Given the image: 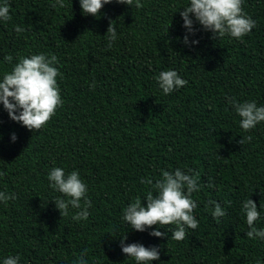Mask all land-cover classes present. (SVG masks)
I'll return each mask as SVG.
<instances>
[{"label":"trees","instance_id":"1","mask_svg":"<svg viewBox=\"0 0 264 264\" xmlns=\"http://www.w3.org/2000/svg\"><path fill=\"white\" fill-rule=\"evenodd\" d=\"M53 2L0 0L11 16L0 20V80L21 56L54 54L63 100L33 132L0 104V192L16 197L0 202V264L10 255L18 264H74L84 249L88 264H136L121 251L123 235L125 244L159 246L150 264H264V240L247 237L241 211L252 199L264 228V122L245 132L229 103L264 106V0H243L256 26L241 39H213L198 23L187 33L179 13L189 0H140L139 9L113 0L99 17L82 14L79 0L55 9ZM110 20L117 38L108 47ZM186 34L198 43L185 44ZM165 70L187 85L163 94L156 77ZM54 167L76 170L86 183L87 220L72 219L80 209L60 216L52 200L62 194L47 179ZM177 168L200 174L192 194L199 227L182 241L171 238L175 225L153 226L164 237L129 228L123 209L137 197L146 203L151 190L141 179L155 183ZM210 200L224 217H212Z\"/></svg>","mask_w":264,"mask_h":264},{"label":"clouds","instance_id":"2","mask_svg":"<svg viewBox=\"0 0 264 264\" xmlns=\"http://www.w3.org/2000/svg\"><path fill=\"white\" fill-rule=\"evenodd\" d=\"M113 0H79L81 12L84 15L99 17L101 9L105 4ZM118 4H125L130 7L142 8L140 0H115ZM243 0H189V3L180 11L183 20V27L187 33H194L196 29L194 23H198L203 30L212 33L213 39L222 38L225 35L241 39L251 32L256 26V21L248 16L242 7ZM65 0H54L52 8H64ZM191 14V15H190ZM11 19L9 5L0 6V20ZM15 31L21 33L25 29L16 26ZM108 47L117 38V30L114 21L110 20L107 31ZM185 44H196L197 40L189 41L188 35L183 37ZM13 57L7 55L4 60L12 62ZM58 58L54 54H32L29 57L21 56L14 64L12 70L3 75L0 80V104L7 112L9 118L29 131L40 130L55 115L58 107L63 105L57 77L61 75L58 67ZM157 84L165 95L187 85L188 81L181 78L175 70L160 71L156 77ZM95 81L91 86L94 88ZM229 103L234 107L236 114L240 117V127L245 132L254 129L260 122H264V106H257L255 101L238 102L232 98ZM15 141V134L11 137ZM252 136L243 137L238 143L243 144L251 141ZM177 168L174 171H162L161 177L153 183L150 178H142L141 183L151 185L143 197L146 203H142L140 197L131 201L122 214L123 221L139 232L152 228L149 235L164 237L165 232L153 228V226L165 227L175 225L171 232V238L182 241L187 235V230H195L199 223L193 215L197 208V202L192 198V194L200 190L199 173L189 174ZM4 175L0 172V176ZM47 179L49 187L62 194V198L52 200L60 216H68L69 209H80L72 219L74 221L87 220L89 216L88 208L91 201L86 198L87 185L81 179L78 171L73 170L65 173L61 167H54L48 173ZM209 187H212L209 184ZM155 193V194H154ZM15 194L0 192V202L7 204L9 200H14ZM83 200V206L81 201ZM212 205L211 215L214 219L222 218L226 215L225 209L216 201H209ZM242 213L246 217L249 228L246 235L250 239L264 240V228H257L256 221L260 219V212L256 202L248 198L241 207ZM112 234V233H111ZM113 235V234H112ZM126 236L123 235L120 241L122 253L126 257L132 258L136 264H150L153 260L160 259L159 246L145 247L141 243L125 244ZM87 249H84L77 257L74 264H88ZM19 255L7 256L2 264H18ZM256 264H261L259 260Z\"/></svg>","mask_w":264,"mask_h":264}]
</instances>
